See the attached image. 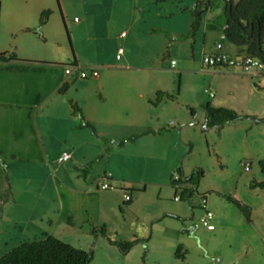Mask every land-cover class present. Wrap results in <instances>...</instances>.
Instances as JSON below:
<instances>
[{"label": "rangeland", "instance_id": "obj_1", "mask_svg": "<svg viewBox=\"0 0 264 264\" xmlns=\"http://www.w3.org/2000/svg\"><path fill=\"white\" fill-rule=\"evenodd\" d=\"M22 1L0 0V53L17 55V50L23 51L29 44L26 38H31L34 41L31 46L38 55L54 63L66 64L67 58L72 56L74 37L78 55L82 59L90 58L92 51L85 45L86 33L75 29L74 23L82 21L84 11L90 16L89 30L92 32L88 34L89 37L93 36V28L96 31L94 35L97 38L92 39L91 45L94 43L97 48H103L111 44L103 32L104 16L97 11L113 5L114 0H64L66 12H57L55 18L51 17L47 36L41 32L40 37L20 31L17 14ZM208 2L206 9L203 0H176L166 5L153 0H116L115 3L122 17L120 31L124 30L128 33L127 39L131 38L126 44L121 39L118 46L126 53L130 51L144 56L145 50H149L150 57L157 56L161 76L171 82L174 73V81L179 85L182 97H187L191 105L195 106L194 115L189 114V122L182 126L174 125V146L168 148L167 145V148L156 154L139 143L150 135L120 147L122 141L129 139L126 138L118 142L113 151L111 147L106 157L101 158L100 154L90 165L79 167L72 161L58 164L57 159L62 152L78 140L56 125L51 132L47 130L43 137L45 154L40 138L35 133L37 128L32 121H28L26 110L7 107V114L4 113L2 117L10 122L23 120V124L20 130L10 135V141L5 142L8 152L0 158V166L3 167L0 172V198L3 197L9 203L5 207L6 211L14 207L11 208L13 214L26 217L27 211L36 206L37 211L42 213L45 210L46 215H52L58 201L54 186L65 183L61 173L67 166L79 178L87 181L90 188L97 185L100 201L111 198L112 194L128 193L122 188L123 185L133 195L132 209L127 211V206L120 205L121 211L118 210L117 216L110 218L105 236L95 234L93 230L77 235L78 231H66L62 223L56 226L54 237L93 254L90 264H264V191L249 188L252 181L262 178L257 162L264 158V70L250 69L244 72L239 69L229 71L202 67V48L206 43L204 36L207 34L208 46L212 41L210 32L214 30L213 24H216L217 19L225 18L221 0ZM165 6L171 8V20L156 16L163 13ZM193 16H199L200 22L199 29L192 37L188 33V23L191 24ZM184 21L185 26L181 28ZM164 24H171L178 35L167 34L162 26ZM170 59L176 61L175 68H169ZM180 68L188 72L184 71L179 78L177 73ZM62 70L63 66L52 65L48 72ZM91 84L89 81L87 86ZM74 93V89L67 94L62 93L64 96L61 100L66 108L73 103L71 99ZM209 94H213V97H209ZM206 105L233 110L242 118L220 127L204 128L203 108ZM78 123L82 124L80 119ZM177 126L180 128L177 129ZM85 130H89L90 136L98 143H104L103 140H97L94 130ZM13 147L15 159L9 156ZM25 148L27 154H24ZM7 162H10V175ZM74 165L77 166L76 170L72 169ZM106 169L116 173L120 179L119 186L113 184L114 190L99 189L102 183H109L102 178ZM196 169L203 172L197 186L183 182ZM175 176L179 177V181H174ZM122 180L127 183L123 184ZM72 182L73 179H70L67 183ZM176 185L180 186L179 191H176ZM184 190L191 191L189 198L182 194ZM12 193L17 206L10 205ZM175 196H180L181 200L174 201ZM225 196L249 208V221ZM202 197L213 213V231L199 224L203 212L200 210ZM187 198L190 205L186 202ZM175 211L188 213V221L192 225L185 224L181 231H177V223L168 219L171 217L167 214ZM154 214L158 215L159 220L148 222ZM121 215H124L125 223L119 219ZM150 224L154 226L152 234ZM185 230L190 232L184 233ZM40 236V232H37V236L29 233L24 237L32 241L34 237L38 239ZM106 238L119 242H138L128 252L121 253ZM179 245L188 252L184 263L174 257Z\"/></svg>", "mask_w": 264, "mask_h": 264}, {"label": "crops", "instance_id": "obj_2", "mask_svg": "<svg viewBox=\"0 0 264 264\" xmlns=\"http://www.w3.org/2000/svg\"><path fill=\"white\" fill-rule=\"evenodd\" d=\"M153 1L157 2V0ZM22 2L23 4L18 8L17 14L18 23L21 24L20 31L22 34L34 37H40L39 33L41 34V32L43 36H47L51 17L55 18L57 12L63 14L66 12L64 0H23ZM115 3L116 0L113 1V5L103 7L102 11H97L104 16L103 32L106 34V40L110 41V46L97 48L96 44L91 45L92 39L97 37L94 35L96 33L95 28H93V36L89 37L88 35L92 31L89 30L90 16L86 11H84L85 15L82 21H74L76 23L75 29L83 30L86 33L85 45L90 52L92 51L90 58L82 59L78 55L77 42L74 37L73 46L71 47L72 56L67 58L66 64L54 63L48 61L50 59L38 55L33 45L31 46L34 43L31 38H26V42L29 44L23 51L17 50V55L6 53L15 55L16 60L0 62V65H2L0 68V158H3L8 152L5 142L10 141V135L20 130L21 124H23L21 123L23 120L16 122L11 120L12 122H10L2 117L4 113L7 114V107L26 110L27 119L36 126L37 131L35 133L38 134L43 147L45 133L47 130L51 132L52 127L56 125L73 135V138L75 137L78 142L69 145L67 151L62 153L69 154L70 159L68 161L74 162L79 167L90 165L100 154H102L101 158L106 157L110 148L112 147L111 151H113V147L118 142L138 136L146 130H152L155 133L149 134L150 138H143L139 143H142L141 145L149 149L151 153L159 154L167 148V145L168 148L174 146V125L179 124L182 126L189 122L191 118L187 108L192 107L195 109V106L191 105V101L187 97H182L183 94L179 85L175 84L174 73L171 82H167L161 76L157 56L155 58L150 57L148 55L149 50H145L146 54L144 56H138L130 51L126 53L118 46L119 41H122L121 39L126 44L131 38L127 39L128 33L124 30L120 31L122 17L116 10ZM166 3H171V1L159 4L166 5ZM208 4V0L207 2L203 0L204 9L209 6ZM170 9V6H165L163 13H158L156 16L171 20L173 13L169 11ZM46 11L49 14L44 24L39 27L40 16ZM183 23L180 26L181 28L185 26V21ZM162 26L170 36L178 35L172 29L171 24ZM188 26L190 27V22ZM225 26L226 17L223 20L222 18L216 20V24H213L214 30L210 32L212 41L208 46L206 45L207 34H205L204 41L206 43L202 48L204 50L202 56L220 52L230 58H236L246 54L243 47L234 46L224 39L223 30ZM122 32L125 33L124 37L120 36ZM219 40L222 42H219ZM218 44L220 45L219 50L216 48ZM119 49H122V53L119 59H116ZM52 65L63 66V70L61 72H48ZM68 65L85 71L94 69L98 72V77L96 79H80L74 72L67 75L65 74V67ZM176 66L177 63L173 68ZM169 68H171L170 62ZM184 71L188 72L187 69H179L177 73L179 78ZM89 81L92 84L87 86ZM73 89L75 90L71 99L73 103L66 108L61 100V97L64 96L62 93L67 94ZM157 92L165 93L172 96V98L164 96L157 105H152L150 102L156 98ZM209 97H213V94ZM204 117L206 119V114ZM79 119L82 124L78 123ZM89 128L96 132L97 140H103V144L98 143L90 136L89 130H85ZM106 146L109 148H106ZM48 147L50 148V145ZM26 149L24 154L28 152ZM15 152L13 147L9 155L13 159L16 157ZM44 152L46 154L45 147ZM9 164L10 162H7V171L10 175ZM77 166L74 165L72 169L76 170ZM2 169L3 167L0 166V172L3 171ZM69 169L70 167L65 166L61 173V179L65 183L55 184L54 186L58 201L56 202L57 208L52 215H46L47 211L45 210L41 213L34 206L27 211L26 217H20L12 213L14 207H11L12 209L10 208L9 212L6 211L5 207L9 203L3 197L0 198V257L20 243L28 241V237L24 236H28L29 233L37 236V232H40V237L44 234L54 237L56 226L60 223L64 227L66 226L68 229L66 231H78L77 235H84L94 229L97 230L99 227H103L106 232L110 218L117 216L118 210L121 211L120 205L127 206V211L132 209L133 195L126 185H123L122 188L128 193L112 194L111 198H104L100 201L101 195L98 194L97 185L93 189L90 188L87 181L79 178ZM105 171L102 178L107 177L112 187L113 184L119 186L120 179L117 174L108 171V169ZM70 179H73L74 182L68 184L67 182ZM262 180H264L263 177L258 179L257 182ZM123 182V184L127 183V181ZM114 189L113 187L112 190ZM124 194L130 196L128 203L123 198ZM137 196L136 194L134 197L135 201ZM14 200L12 193L10 196V203L12 204L10 205L17 206L18 203ZM111 201H113L112 204ZM186 202L190 205L189 199ZM167 214L179 218L165 217L177 223V226H175L177 231H181L185 224L192 225V222L188 221V213L175 211V213ZM119 219L123 223L126 222L124 215L119 216ZM158 220V215L154 214L148 219V222L153 223ZM150 225L152 226V234L154 226L153 224ZM189 232L190 230L184 231V233ZM35 238L34 240H37ZM187 256L188 252L186 251L184 261L176 258L175 260L184 263ZM154 264L162 263L157 262Z\"/></svg>", "mask_w": 264, "mask_h": 264}, {"label": "trees", "instance_id": "obj_3", "mask_svg": "<svg viewBox=\"0 0 264 264\" xmlns=\"http://www.w3.org/2000/svg\"><path fill=\"white\" fill-rule=\"evenodd\" d=\"M176 0H157V3ZM207 2V0H204ZM224 3V12L226 17V26L223 30V36L226 41L237 47H243L246 54L252 55L264 63V0H221ZM49 12H43L39 19V27L45 22ZM199 16H193V21L190 24L189 35L192 37L199 28ZM251 33V36L247 34ZM259 41V43H257ZM16 60L15 55L0 53V62H8ZM166 96L172 98L162 92L156 93V98L151 101L152 105H157L161 98ZM76 109V108H75ZM206 111L207 128H216L238 121L242 118L235 111L206 105L203 108ZM190 115L193 116L195 111L188 107ZM258 168L264 178V158L257 162ZM203 177V172L200 169L192 171V175L185 182L192 186H197L200 179ZM250 189H260L264 191V180L257 182L252 181L249 185ZM190 190H184L182 194L185 197H190ZM181 194V195H182ZM187 198V199H188ZM229 203L234 205L249 221V208L231 197H224ZM128 203V202H127ZM174 219H179L177 216L169 215ZM95 234L105 236V230L101 227L99 230H93ZM107 239V238H106ZM108 242L117 247L121 253L128 252L138 240L132 242H119L107 239ZM186 251L178 246L175 249L174 257L177 260L184 261ZM93 259V254L82 249H78L68 243H64L56 237L50 235H42L37 240L25 241L18 246L12 248L5 255L0 257V264H90Z\"/></svg>", "mask_w": 264, "mask_h": 264}, {"label": "built area", "instance_id": "obj_4", "mask_svg": "<svg viewBox=\"0 0 264 264\" xmlns=\"http://www.w3.org/2000/svg\"><path fill=\"white\" fill-rule=\"evenodd\" d=\"M120 36L124 37L125 33L122 32ZM216 48L217 50H219L220 45L218 44ZM121 53H122V49H119L117 52L116 59H119V56L121 55ZM175 64L176 63L174 60L170 61L171 68H173ZM201 64L206 69H226L229 71H232L234 69H239L244 72L249 71L250 69H254L256 71L264 70V63L258 58L252 55H249V54H244L236 58H230L227 55L220 53V52L215 53V54H206L202 56ZM73 72L76 73L77 77L80 79H88V78L96 79L98 77V72L94 69L90 71H85L77 67H72L71 65H68L65 67V74L70 75ZM209 96H212V94H209ZM69 159H70L69 154L62 153V155L58 157L57 162L63 163V162L68 161ZM247 167L248 165L246 164V168ZM103 179L107 180V177H104ZM174 181H179V177L175 176ZM99 189L102 191H105V190H112L113 187L109 183L104 182L101 185H99ZM175 189L176 191L177 190L179 191L180 186L176 185ZM123 198L126 202L130 201V196L128 194H124ZM173 200L179 201L180 196H175ZM200 209L203 212H202V215L199 217V224L203 226L206 230L213 231L214 226L211 223L212 218H213V213L207 208L206 200L204 197L201 198Z\"/></svg>", "mask_w": 264, "mask_h": 264}, {"label": "water", "instance_id": "obj_5", "mask_svg": "<svg viewBox=\"0 0 264 264\" xmlns=\"http://www.w3.org/2000/svg\"><path fill=\"white\" fill-rule=\"evenodd\" d=\"M205 8V7H204ZM198 14V13H197ZM248 36H251V33H248L247 34ZM257 43H259V41H257ZM203 111L205 112V114H206V111L203 109ZM195 123V122H194ZM206 123H207V117H206V119H205V126H204V128L206 127ZM86 126H89L88 124H86ZM90 127V126H89ZM177 129H179L180 128V126H177L176 127ZM155 132L154 131H152V130H146L145 132H143L142 134H140V135H138V136H135V137H132V138H130V139H128V140H124V141H122L120 144H119V146H122V145H124L125 143H128V142H134V141H136L137 139H139V138H141V137H143V136H146V135H149V134H154ZM95 136L97 137V135L95 134ZM192 175V173H190V176ZM186 181V179H184L183 180V182H185Z\"/></svg>", "mask_w": 264, "mask_h": 264}]
</instances>
